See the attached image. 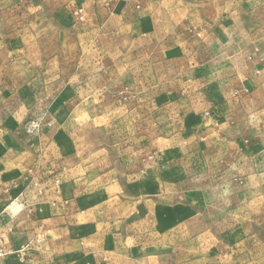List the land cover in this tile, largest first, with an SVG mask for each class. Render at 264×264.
<instances>
[{
  "label": "crops",
  "instance_id": "1",
  "mask_svg": "<svg viewBox=\"0 0 264 264\" xmlns=\"http://www.w3.org/2000/svg\"><path fill=\"white\" fill-rule=\"evenodd\" d=\"M137 1L0 0V99L18 101L17 117L34 116L46 100L48 108L64 100L53 112L66 111L64 123L53 125L55 134L44 141V154L0 126V213L9 207L3 231L16 252L3 264H157L165 256L154 249L157 236L161 244L169 242L170 225L162 226L161 216L172 210L147 197L138 202L134 186L122 185L117 157L99 154L114 143H89L78 135L116 131L120 93L130 97L122 114H137L130 100L149 98L148 90L138 94V84L153 78L166 83V67L195 63L188 47H197L199 31L184 25L190 13L182 3L139 0V12ZM141 67L143 75L135 71ZM153 67L160 73L153 74ZM178 73L182 83L184 70ZM51 82L64 85L51 90ZM6 122L12 124L11 118ZM37 162L42 178L31 183L22 167ZM97 195L102 202L89 201Z\"/></svg>",
  "mask_w": 264,
  "mask_h": 264
},
{
  "label": "rangeland",
  "instance_id": "2",
  "mask_svg": "<svg viewBox=\"0 0 264 264\" xmlns=\"http://www.w3.org/2000/svg\"><path fill=\"white\" fill-rule=\"evenodd\" d=\"M175 1L190 13L184 25L199 31L197 47H188L195 50V63L166 67V83L153 78L138 84V94L148 90L149 98L133 96L137 114H122L130 97L120 93L117 105L123 112L113 122L116 131L78 135L89 143H114L99 154L117 157L122 185L135 188L138 202L147 197L172 210L161 216L171 232L167 244L157 236L154 250L165 252L157 264H264V0ZM76 16L86 21L83 10ZM160 69L153 67L152 73ZM135 71L146 73L143 67ZM167 92L172 97H164ZM16 101L0 99V126L46 153L45 140L66 118L65 110L54 113L53 107L64 100L56 99L50 108L42 101L37 114L21 117L14 114ZM10 118L13 125L6 122ZM22 168L31 183L41 180L38 162ZM95 198L89 201L102 202L104 196Z\"/></svg>",
  "mask_w": 264,
  "mask_h": 264
},
{
  "label": "built area",
  "instance_id": "3",
  "mask_svg": "<svg viewBox=\"0 0 264 264\" xmlns=\"http://www.w3.org/2000/svg\"><path fill=\"white\" fill-rule=\"evenodd\" d=\"M7 210L0 213V264H3L5 259L16 253L9 245V238L7 232L3 231V228L6 226L4 221V214L7 213L9 207L6 208ZM41 239H38V242H41Z\"/></svg>",
  "mask_w": 264,
  "mask_h": 264
}]
</instances>
